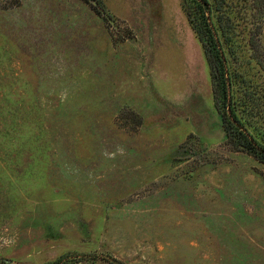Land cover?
Returning <instances> with one entry per match:
<instances>
[{
  "label": "rangeland",
  "instance_id": "374dc122",
  "mask_svg": "<svg viewBox=\"0 0 264 264\" xmlns=\"http://www.w3.org/2000/svg\"><path fill=\"white\" fill-rule=\"evenodd\" d=\"M221 4L264 116V0ZM116 260L264 264V163L180 0H0V264Z\"/></svg>",
  "mask_w": 264,
  "mask_h": 264
},
{
  "label": "trees",
  "instance_id": "16d2710c",
  "mask_svg": "<svg viewBox=\"0 0 264 264\" xmlns=\"http://www.w3.org/2000/svg\"><path fill=\"white\" fill-rule=\"evenodd\" d=\"M180 4L205 54L227 143L264 163V116L255 101L258 90L244 69L231 64L236 48L225 25H218L223 15L221 0H180ZM117 263L123 264L117 260L112 264Z\"/></svg>",
  "mask_w": 264,
  "mask_h": 264
},
{
  "label": "water",
  "instance_id": "95a60500",
  "mask_svg": "<svg viewBox=\"0 0 264 264\" xmlns=\"http://www.w3.org/2000/svg\"><path fill=\"white\" fill-rule=\"evenodd\" d=\"M104 16L106 17V19L113 24L112 19L110 18V16L108 14H104Z\"/></svg>",
  "mask_w": 264,
  "mask_h": 264
}]
</instances>
